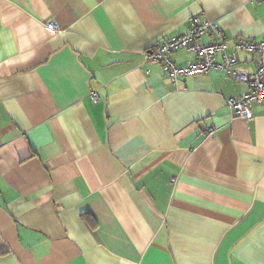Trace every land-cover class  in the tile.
Segmentation results:
<instances>
[{
  "label": "crops",
  "instance_id": "crops-1",
  "mask_svg": "<svg viewBox=\"0 0 264 264\" xmlns=\"http://www.w3.org/2000/svg\"><path fill=\"white\" fill-rule=\"evenodd\" d=\"M195 17L264 42L254 0H0V264H264V103L145 60Z\"/></svg>",
  "mask_w": 264,
  "mask_h": 264
},
{
  "label": "built area",
  "instance_id": "built-area-1",
  "mask_svg": "<svg viewBox=\"0 0 264 264\" xmlns=\"http://www.w3.org/2000/svg\"><path fill=\"white\" fill-rule=\"evenodd\" d=\"M254 1L264 2V0ZM49 27L57 28V25L50 22ZM209 33H213L219 41L212 44L202 43L200 39ZM229 49L231 50L230 54L228 53ZM180 50H186L194 57V60L185 68H178L171 59V55ZM239 51L254 56L256 68L253 72L246 73L239 69ZM219 54L222 56V62L216 60ZM145 60L161 63L163 70L173 80L178 77L205 75L212 70H220L239 82L247 84L249 90L246 94L227 101L231 112L243 120H251L254 105L264 103V42L257 43L244 39L230 47L220 28L212 23L203 22L198 17L193 19L192 26L186 34L166 39L145 52ZM91 97L94 102L99 101L97 93H92ZM213 134L214 130L209 129L208 135ZM172 182L175 183L176 179H173Z\"/></svg>",
  "mask_w": 264,
  "mask_h": 264
}]
</instances>
